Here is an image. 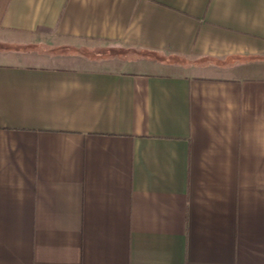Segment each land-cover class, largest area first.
Segmentation results:
<instances>
[{"label":"crops","instance_id":"1","mask_svg":"<svg viewBox=\"0 0 264 264\" xmlns=\"http://www.w3.org/2000/svg\"><path fill=\"white\" fill-rule=\"evenodd\" d=\"M0 264H264V0H0Z\"/></svg>","mask_w":264,"mask_h":264},{"label":"rangeland","instance_id":"2","mask_svg":"<svg viewBox=\"0 0 264 264\" xmlns=\"http://www.w3.org/2000/svg\"><path fill=\"white\" fill-rule=\"evenodd\" d=\"M53 41L50 45H39L34 43V49H24L28 53H33L34 59L31 62L41 66L62 67L77 63H88L91 65H108L110 68L124 69L123 62H119V57L112 55L109 50L102 49L99 42L60 40ZM68 42V43H65ZM70 42V43H69ZM68 44V45H67ZM33 51V52H32ZM119 52V51H114ZM135 56H127L129 60L140 59L144 63H136L128 66L130 70L146 74H173L186 72L182 68L175 66H165L178 62L175 57L157 55L153 53H141L136 51ZM116 59V60H115ZM139 61V60H138ZM107 63V64H106Z\"/></svg>","mask_w":264,"mask_h":264}]
</instances>
